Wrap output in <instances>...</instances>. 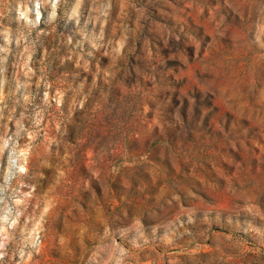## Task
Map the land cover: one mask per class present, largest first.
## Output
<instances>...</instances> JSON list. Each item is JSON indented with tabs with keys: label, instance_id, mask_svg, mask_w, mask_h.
I'll use <instances>...</instances> for the list:
<instances>
[{
	"label": "rangeland",
	"instance_id": "obj_1",
	"mask_svg": "<svg viewBox=\"0 0 264 264\" xmlns=\"http://www.w3.org/2000/svg\"><path fill=\"white\" fill-rule=\"evenodd\" d=\"M0 264H264V0H0Z\"/></svg>",
	"mask_w": 264,
	"mask_h": 264
}]
</instances>
